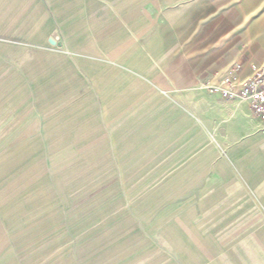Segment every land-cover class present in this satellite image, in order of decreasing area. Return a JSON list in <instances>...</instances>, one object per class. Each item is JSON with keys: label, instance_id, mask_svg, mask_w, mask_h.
<instances>
[{"label": "crops", "instance_id": "0c3cea01", "mask_svg": "<svg viewBox=\"0 0 264 264\" xmlns=\"http://www.w3.org/2000/svg\"><path fill=\"white\" fill-rule=\"evenodd\" d=\"M242 31L209 0H0V131H43L0 264H264V123L202 88L264 62Z\"/></svg>", "mask_w": 264, "mask_h": 264}, {"label": "rangeland", "instance_id": "374dc122", "mask_svg": "<svg viewBox=\"0 0 264 264\" xmlns=\"http://www.w3.org/2000/svg\"><path fill=\"white\" fill-rule=\"evenodd\" d=\"M209 6L212 9L217 10L220 14H224L228 16L232 21L236 23L243 21L242 49H243L244 55H247L251 51L255 53L257 52L261 53L262 51H264V0H209ZM235 64H240L241 66H243L241 63H238V62H235L233 65ZM42 133L43 131H0V149H3L2 151H0V154L1 153L3 154L4 160L7 161V159H12V155L14 152H15V155H19V158L18 157L15 158L17 161L13 163L12 162L7 163L6 161L0 162L1 163L0 164V167H1L0 168V178H3V179L5 178L6 184L9 183L8 186L11 185L10 184L11 180L9 178L12 177L11 173H12V170L14 169L13 165L18 166L20 163L21 166L25 167L27 166L26 161L30 160L31 158H35L34 154L36 155V151H37V155L42 154L41 151L40 152L38 151L42 148V143H43ZM18 145H23L25 149H27L29 145L30 147H35L36 151H31V153H27L26 151L18 152L15 150L13 152L11 150L13 146L17 147ZM1 146H3L4 148ZM42 157L43 156H40L37 158L41 159ZM24 167L20 168L21 172L23 171L22 169L24 170L26 169ZM15 170H17V168ZM5 193L10 194V192H5ZM55 194H56L55 196L58 197L59 194L58 193H55ZM9 200L10 199H7V200L3 199V201L6 203ZM56 202L57 203L54 204L55 207L57 206L56 204H59V201L56 200ZM103 220L104 222H106L107 216L103 217ZM89 231L83 232V235H85L84 236L85 239H91L93 235H97V233H93V231L91 230ZM70 234L71 233H69L68 237H64L65 233L50 232L49 235H51L50 239H54L57 241L61 239L75 240L76 233L74 232L71 235ZM80 234L81 233H79L78 235ZM31 235L32 234H30V236ZM72 250L75 251V249L73 248L72 249L68 248L67 252H71ZM83 250H84V253H89L90 255L92 249L89 246H87Z\"/></svg>", "mask_w": 264, "mask_h": 264}, {"label": "built area", "instance_id": "2783aa9c", "mask_svg": "<svg viewBox=\"0 0 264 264\" xmlns=\"http://www.w3.org/2000/svg\"><path fill=\"white\" fill-rule=\"evenodd\" d=\"M250 69V74L242 77V66L235 64L217 82L206 81L202 88L226 100L248 102L254 114L264 123V62L251 64Z\"/></svg>", "mask_w": 264, "mask_h": 264}]
</instances>
